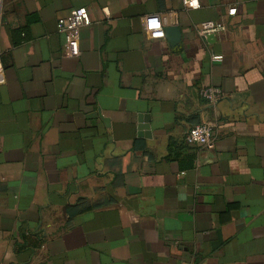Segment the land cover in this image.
<instances>
[{"label": "crops", "instance_id": "0c3cea01", "mask_svg": "<svg viewBox=\"0 0 264 264\" xmlns=\"http://www.w3.org/2000/svg\"><path fill=\"white\" fill-rule=\"evenodd\" d=\"M199 1L0 0V264H264V0Z\"/></svg>", "mask_w": 264, "mask_h": 264}, {"label": "built area", "instance_id": "2783aa9c", "mask_svg": "<svg viewBox=\"0 0 264 264\" xmlns=\"http://www.w3.org/2000/svg\"><path fill=\"white\" fill-rule=\"evenodd\" d=\"M182 3L188 9H196L200 6L199 0H182ZM235 12L236 8L229 9V14L233 15ZM90 24L91 18L85 7L73 10L68 17L61 18L58 21L59 30L67 34L68 41L70 42L75 40L73 34L75 30ZM194 30L199 37L207 38L225 31L226 25L221 21L207 20L195 25ZM199 95L209 103H217L224 97L222 89L216 86L200 87ZM215 127V124L211 122L199 123L186 131L185 142L212 150L216 143V136L214 135Z\"/></svg>", "mask_w": 264, "mask_h": 264}, {"label": "water", "instance_id": "95a60500", "mask_svg": "<svg viewBox=\"0 0 264 264\" xmlns=\"http://www.w3.org/2000/svg\"><path fill=\"white\" fill-rule=\"evenodd\" d=\"M167 32V37L170 38V41L172 43H176L177 41H179L180 38V31L179 28L177 27H169L166 29Z\"/></svg>", "mask_w": 264, "mask_h": 264}]
</instances>
